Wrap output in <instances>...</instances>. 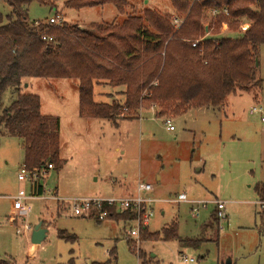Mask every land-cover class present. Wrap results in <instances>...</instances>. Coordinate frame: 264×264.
<instances>
[{
  "label": "rangeland",
  "instance_id": "1",
  "mask_svg": "<svg viewBox=\"0 0 264 264\" xmlns=\"http://www.w3.org/2000/svg\"><path fill=\"white\" fill-rule=\"evenodd\" d=\"M67 1L32 2L28 21L46 23L61 15L67 26L96 33L93 25L121 23L144 10L169 21L179 17L171 0H124V14L113 4L77 10ZM0 14L11 15L3 2ZM210 24L205 14L202 25ZM229 33L219 35L236 37ZM255 78L257 86L228 95L218 108L163 117L143 106L136 119L116 122L79 118L76 80H25L21 94L38 96L41 114L60 122L59 157L65 164L50 170L41 183L43 198L25 200L20 211L12 198L19 191L31 193L28 183L17 180L24 150L18 138L0 134V259L13 264H264V213L255 191L264 185V45L258 49ZM105 85L94 86L93 102L122 105V88ZM12 99L3 93L4 108ZM253 108L261 113L251 114ZM166 118L174 131L166 129ZM139 184L152 187L140 193L153 200L144 241L141 232L137 240L127 237L131 225L125 220L73 218L67 205L50 199L54 193L61 199L129 197L137 194ZM180 194L194 204L176 202ZM213 201L224 204L225 220L217 219ZM197 202L206 208H197ZM39 223L47 234L35 245L30 237ZM175 227L177 238L165 240L163 230L171 234ZM184 257L193 262L183 263Z\"/></svg>",
  "mask_w": 264,
  "mask_h": 264
},
{
  "label": "trees",
  "instance_id": "2",
  "mask_svg": "<svg viewBox=\"0 0 264 264\" xmlns=\"http://www.w3.org/2000/svg\"><path fill=\"white\" fill-rule=\"evenodd\" d=\"M0 2L11 9L6 18L0 14V134L21 141L27 169L51 164L60 170L65 164L59 157V120L41 115L38 96L21 94L27 79L76 80L79 116L113 122L119 117L136 119L143 106L148 110L153 106L156 116L163 117L191 108H218L228 95L259 84L255 70L258 49L264 45V0H200L192 5L171 0L176 15L184 16L178 28L167 17L144 10L139 16H126L121 23L93 25L96 33L65 23H30L27 7L47 0ZM106 4L125 13L124 0L65 3L77 10ZM213 9L219 14L210 19V35L205 37L202 19ZM243 22L248 28L238 33ZM222 24L236 37L220 36ZM198 40L193 48L191 44ZM102 83L123 89L122 105L93 102L94 86ZM6 91L13 99L4 108L1 98ZM255 191L264 200V185ZM42 193L39 188L37 194ZM115 218L131 223L135 216L123 213ZM173 229L171 234L163 230L165 240L177 238ZM141 237L147 240V228L141 230ZM0 264L13 262L0 259Z\"/></svg>",
  "mask_w": 264,
  "mask_h": 264
},
{
  "label": "built area",
  "instance_id": "3",
  "mask_svg": "<svg viewBox=\"0 0 264 264\" xmlns=\"http://www.w3.org/2000/svg\"><path fill=\"white\" fill-rule=\"evenodd\" d=\"M189 2V4L197 3L200 0H184ZM219 14L218 10H211L209 11L208 15L209 18H215L216 15ZM223 14H227L226 10H223ZM183 22L182 18L179 17H172L170 19V23L173 28H178ZM63 19L61 15H55L53 18H50L47 21L48 25H62ZM248 25L244 24L240 27V31L243 33L247 30ZM206 34L205 37L209 36L208 26L205 28ZM228 31L227 24H222L220 27L221 34H225ZM43 40L51 41V39L43 38ZM200 40L194 41L191 45L195 48L199 44ZM154 107H151L153 110ZM155 113V112H154ZM251 114L253 113H261V109L253 108L250 111ZM264 122V118L261 119ZM164 125L166 129L170 132L174 131L173 126L171 125V121L169 119H165ZM53 165L47 164L41 168L36 169H27L24 165L19 169L17 173V180L21 182H26L30 186V195H26L24 191H19L18 194L12 198L14 205L20 209V211H24L23 202L27 199H37L43 198L44 196V189L41 185L42 182H45L47 175L50 170H53ZM39 188H42L43 193L41 195L37 194ZM152 191V187L149 184H139L137 187V194L134 196L129 197H109V198H102V197H90V198H73V199H61L58 198L56 193L50 196V199L56 201L59 206H68V210L70 211V216L73 218H93L97 221H104L107 219H112L113 216H118L123 213H130L135 216L134 220L130 223L131 227L129 228L127 237L132 240H137L140 236V232L144 228H148V224L150 219L153 217V211L151 209V204L153 200L146 199L140 196V193H148ZM49 190L47 193H50ZM176 202L179 203H191L189 202L184 194H180L177 196ZM216 206V216L217 219L225 220L226 215L223 212L224 204L219 201L212 202ZM197 208L201 207L205 209L207 204L206 203H195ZM262 213H264V200H260L256 203ZM198 210V209H197ZM197 210H194L197 212ZM29 231L30 228L27 227ZM132 248V247H131ZM138 254V252H137ZM183 263H192V259H187L184 257L182 259Z\"/></svg>",
  "mask_w": 264,
  "mask_h": 264
},
{
  "label": "water",
  "instance_id": "4",
  "mask_svg": "<svg viewBox=\"0 0 264 264\" xmlns=\"http://www.w3.org/2000/svg\"><path fill=\"white\" fill-rule=\"evenodd\" d=\"M42 225H43L42 223H39L32 229L31 237H30L32 244L38 245L45 240L47 229L44 228ZM225 264H230V261H227Z\"/></svg>",
  "mask_w": 264,
  "mask_h": 264
},
{
  "label": "crops",
  "instance_id": "5",
  "mask_svg": "<svg viewBox=\"0 0 264 264\" xmlns=\"http://www.w3.org/2000/svg\"><path fill=\"white\" fill-rule=\"evenodd\" d=\"M142 14V13H141ZM104 86V85H103ZM106 87H108L107 85H105ZM122 91H123V89H121V90H118V94H120V95H122ZM103 96L104 97H107L106 96V94L104 93L103 94ZM122 98H123V95L121 96ZM108 98H109V96H108ZM41 109V108H40ZM42 115V114H41ZM44 116V115H43ZM46 116V115H45ZM78 116H79V109H78ZM79 118H81L80 116H79ZM81 120H92L91 118H82ZM60 123V122H59ZM59 130H60V126H59ZM59 156H60V144H59ZM120 197H123V196H120Z\"/></svg>",
  "mask_w": 264,
  "mask_h": 264
}]
</instances>
